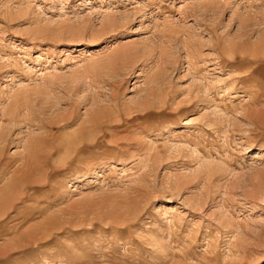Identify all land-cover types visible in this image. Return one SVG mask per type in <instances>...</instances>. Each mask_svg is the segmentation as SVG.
Masks as SVG:
<instances>
[{
	"label": "rangeland",
	"instance_id": "rangeland-1",
	"mask_svg": "<svg viewBox=\"0 0 264 264\" xmlns=\"http://www.w3.org/2000/svg\"><path fill=\"white\" fill-rule=\"evenodd\" d=\"M13 175L0 264H264V0H0Z\"/></svg>",
	"mask_w": 264,
	"mask_h": 264
},
{
	"label": "bare ground",
	"instance_id": "bare-ground-1",
	"mask_svg": "<svg viewBox=\"0 0 264 264\" xmlns=\"http://www.w3.org/2000/svg\"><path fill=\"white\" fill-rule=\"evenodd\" d=\"M31 152V151H30ZM29 152V153H30ZM28 153V154H29ZM34 153V152H33ZM27 154V155H28ZM31 155H33V154H31ZM24 157V156H23ZM29 157H30V154H29ZM35 157V156H34ZM26 158V157H25ZM24 160V159H23ZM32 160V157H30V158H26L25 159V164H24V167H26L25 169L28 171L29 170V168H30V166H32L31 164H33V162L31 161ZM35 162V161H34ZM22 163V162H21ZM23 165V164H22ZM35 168V167H34ZM21 170H23V169H20V171ZM31 171H32V169H31ZM22 172V171H21ZM24 172V171H23ZM17 173H19L18 171H17ZM27 173V172H26ZM14 177L16 176V175H13ZM12 178V177H11ZM18 178V177H17ZM25 179V178H24ZM23 179V180H24ZM22 179H20V178H18V179H16V177L14 178V179H12V180H8V182L7 183H5V184H3L1 187H0V217H2L5 213H6V211H7V209H9V207H10V205H11V198L10 199H8L6 196L8 195V193H9V191L13 188V185L15 184V183H18L19 181H21ZM21 187V186H20ZM15 188V187H14ZM13 190V189H12ZM13 201V200H12ZM4 217V216H3Z\"/></svg>",
	"mask_w": 264,
	"mask_h": 264
}]
</instances>
